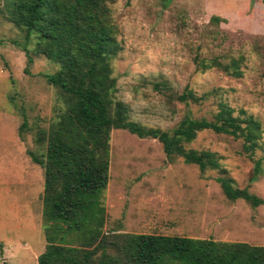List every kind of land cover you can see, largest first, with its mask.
<instances>
[{
    "label": "rangeland",
    "instance_id": "1",
    "mask_svg": "<svg viewBox=\"0 0 264 264\" xmlns=\"http://www.w3.org/2000/svg\"><path fill=\"white\" fill-rule=\"evenodd\" d=\"M10 2L0 0V264H37L45 246L43 170L28 152L42 153L33 135L48 128L63 102L43 77L57 65L34 55L33 43L25 72L24 32L10 21ZM109 7L118 44L110 59L114 99L130 121L171 131L186 115L212 121L225 105L257 121L261 138L250 155L241 139L199 132L185 148L210 152L217 162L200 172L168 159L154 139L112 130L105 233L264 246V205L228 201L216 180L230 179L264 200V0H114ZM214 60L238 61L241 76L202 70ZM185 88L197 102L176 100Z\"/></svg>",
    "mask_w": 264,
    "mask_h": 264
},
{
    "label": "trees",
    "instance_id": "2",
    "mask_svg": "<svg viewBox=\"0 0 264 264\" xmlns=\"http://www.w3.org/2000/svg\"><path fill=\"white\" fill-rule=\"evenodd\" d=\"M113 2H10V21L24 32L25 72L33 63L27 49L33 43L34 55L57 65L54 73L43 77L59 90L63 102L48 128H40L33 135L42 153L28 152L30 160L43 170L45 246L37 264H264V246L182 236L105 233L102 194L109 179L112 130L154 139L168 159L181 158L200 172L215 168L217 162L210 152L185 148L199 132L212 131L241 139L250 155L261 138L257 121L243 111L234 116V111L225 105L220 106L212 121L186 115L171 131L147 129L130 121L125 105L114 99L117 89L110 59L116 55L118 44L109 7ZM211 68L241 76L238 61L202 64L203 71ZM165 85L162 82L157 86ZM175 98L184 104L198 100L187 88ZM216 180L228 201L242 200L252 208L264 205L263 199L247 188L233 186L230 179Z\"/></svg>",
    "mask_w": 264,
    "mask_h": 264
}]
</instances>
